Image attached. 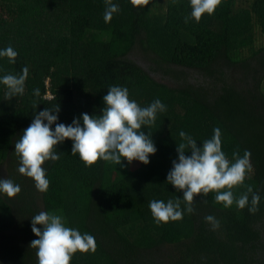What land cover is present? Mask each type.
Listing matches in <instances>:
<instances>
[{
	"label": "trees",
	"instance_id": "16d2710c",
	"mask_svg": "<svg viewBox=\"0 0 264 264\" xmlns=\"http://www.w3.org/2000/svg\"><path fill=\"white\" fill-rule=\"evenodd\" d=\"M113 2L119 12L105 22L106 0H0V49L18 52L14 64L0 58V76L29 70L15 101L0 84V178L21 187L13 198L0 195V264H38L30 221L41 211L95 237L96 250L75 253L70 264H264V0H221L214 14L187 23L189 0ZM111 86L128 88L140 107L157 98L166 105L142 129L157 147L150 163L86 166L66 140L57 145L60 159L43 165L48 190L38 191L18 172L15 152L34 113L58 104L66 125L99 115ZM216 127L230 161L251 153L244 187L233 192L250 186L259 210L224 208L209 193L197 195L182 220L157 224L149 203L183 195L166 182L179 131L202 144Z\"/></svg>",
	"mask_w": 264,
	"mask_h": 264
},
{
	"label": "clouds",
	"instance_id": "9594fccd",
	"mask_svg": "<svg viewBox=\"0 0 264 264\" xmlns=\"http://www.w3.org/2000/svg\"><path fill=\"white\" fill-rule=\"evenodd\" d=\"M132 3L147 5L149 0H132ZM220 3L221 0H189L191 12L185 17V23L189 19L199 22L204 14L211 16ZM106 5L104 21L110 22L113 14L119 12V5L113 0H106ZM17 56L18 52L11 46L0 49V58H7L9 63L14 64ZM28 74L25 66L20 75L0 76V84L6 86L9 98L24 94ZM33 95L39 96L40 89H34ZM103 105L99 115L82 113L67 125L58 122V104L34 113L32 122L15 143V152L20 157L18 172L31 178L38 191L46 192L50 182L43 165L46 161L60 159L57 145L66 140L72 142V154H78L86 166L94 165L98 160L121 167L134 161L147 166L157 147L142 129L154 125L157 114L167 110L166 105L157 98L147 107H140L135 100L129 99L128 88L121 86H111L107 90ZM221 135V129L216 127L210 139L198 144L190 134L179 131L181 142L176 144L177 158L172 161L166 182L183 195L167 203L163 200L149 203L157 224L182 220L185 213L194 212V198L197 195L207 197L209 193H215L216 202L224 208L235 204L239 210L247 207L250 214L259 210L261 197L250 186L239 197L233 192L236 187H244L246 173L251 170V153L246 150L240 156L239 152H234L230 161L222 150ZM20 192L19 184L0 178V195L13 198ZM205 221L213 231L221 226L213 215L206 216ZM30 223L31 232L36 237L31 246L37 249L38 264H70L75 253L96 250L95 237L66 226L62 215L41 211L31 218Z\"/></svg>",
	"mask_w": 264,
	"mask_h": 264
},
{
	"label": "rangeland",
	"instance_id": "374dc122",
	"mask_svg": "<svg viewBox=\"0 0 264 264\" xmlns=\"http://www.w3.org/2000/svg\"><path fill=\"white\" fill-rule=\"evenodd\" d=\"M158 2H159V1H158ZM163 9H165V8H163ZM162 11H164V10H162ZM143 61H144V60H142L141 62H143ZM193 76H194V77H197L196 74H193ZM46 86L48 87V81H46ZM88 93H89V92H85V97H86V100H87V101H86V100H84V101H86V102H90V103H91V102H92V101H91L92 98L89 97L90 95H88ZM16 97L18 98V96H13V97L10 98V100H11V101H15Z\"/></svg>",
	"mask_w": 264,
	"mask_h": 264
}]
</instances>
